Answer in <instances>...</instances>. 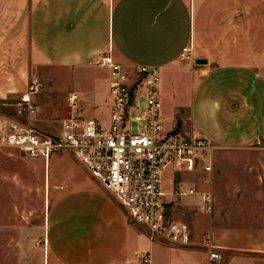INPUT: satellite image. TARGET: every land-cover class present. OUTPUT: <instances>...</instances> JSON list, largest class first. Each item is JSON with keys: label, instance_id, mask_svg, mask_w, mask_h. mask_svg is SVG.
<instances>
[{"label": "crops", "instance_id": "crops-1", "mask_svg": "<svg viewBox=\"0 0 264 264\" xmlns=\"http://www.w3.org/2000/svg\"><path fill=\"white\" fill-rule=\"evenodd\" d=\"M0 7L12 12L13 1L0 0ZM253 29L260 35L254 40L248 38ZM29 32L38 60L68 68L78 85H89L91 90L77 91L94 106L89 117L108 115V77L98 85L94 79L96 72L109 76L108 68L95 65L106 53L128 70L139 64L159 66L161 99L169 96L173 116L185 109L184 125L193 135L222 148L264 140V0H34ZM185 47L190 57L182 61ZM1 49L11 57L6 46ZM181 77L188 87L183 103H177ZM62 173L59 202L68 207L57 213V221H68L71 245L89 248L71 249L67 259L56 252L57 264H263L256 260L264 261V228L260 248L226 245L219 231L213 233L226 257L214 261L205 246L208 232L201 234L204 222L195 221L189 245L152 239L97 178L70 166ZM145 254L149 263L142 260Z\"/></svg>", "mask_w": 264, "mask_h": 264}, {"label": "rangeland", "instance_id": "rangeland-1", "mask_svg": "<svg viewBox=\"0 0 264 264\" xmlns=\"http://www.w3.org/2000/svg\"><path fill=\"white\" fill-rule=\"evenodd\" d=\"M12 1V12H1L3 7H0V48L6 46L11 51V57L9 51L0 53V117L13 116L15 110L11 104L26 92L31 81L37 80L39 90L33 98L41 108L38 124L44 130L57 132L55 119L68 114L70 93L91 89L86 83L78 85L75 72L70 69L42 62L33 55L29 21L34 0ZM253 21H257V15H253ZM259 36L255 29L248 31L250 39ZM105 77H108L105 73L96 72V85ZM185 78L179 79L181 94L177 103L186 95ZM162 99L165 104L163 132L174 127L189 131L184 125L185 109L178 108L173 116L174 105L169 96L163 94ZM82 104L81 111L90 115L94 106L86 100H82ZM93 115L101 121L107 119L104 112ZM212 161L210 184L204 182L202 170L175 173L173 165L165 170L164 187L168 191L172 189L173 181L180 188L187 182H194L198 191L213 194V210L209 214L199 208L196 194L173 195L174 217L185 222L193 236L195 221H200L204 222L202 235L208 232L213 236L219 231L226 245L260 248L261 229L264 228V140L244 147H216ZM66 166L91 177L84 165L69 153L54 154L47 168L42 158H30L10 147H0V264H57L54 260L56 252L60 251L61 257L67 259L71 249L85 252L89 248L85 243L71 245L73 239L69 237L68 221H57V213L68 207L65 202H59L64 191L62 169ZM169 198L165 196V199ZM137 225L147 232L143 225ZM228 233L233 236L229 238ZM212 240L214 242L213 237ZM217 248L221 250L219 246ZM240 256L248 257V254ZM244 261L240 259L241 263ZM256 261L264 264L260 259Z\"/></svg>", "mask_w": 264, "mask_h": 264}, {"label": "built area", "instance_id": "built-area-1", "mask_svg": "<svg viewBox=\"0 0 264 264\" xmlns=\"http://www.w3.org/2000/svg\"><path fill=\"white\" fill-rule=\"evenodd\" d=\"M190 57L185 47L181 60ZM97 65L109 69V111L104 121L84 115L82 98L70 93L69 112L55 119V131L39 126L41 108L33 96L39 90L37 80L28 84L25 93L11 105L13 116L0 117V147H10L30 158H42L48 168L51 157L69 153L109 190L134 223L143 225L152 239H163L173 245H189L192 231L172 215V199L165 196L200 195L199 208L213 210V194L198 191L194 182L184 187L174 184L164 188V172L173 165L174 172L198 170L204 182L211 183L213 153L217 147L207 138L176 127L163 132V102L159 66L139 64L128 70L102 54ZM205 246L210 259L222 260L209 233ZM144 263L150 256H142Z\"/></svg>", "mask_w": 264, "mask_h": 264}, {"label": "water", "instance_id": "water-1", "mask_svg": "<svg viewBox=\"0 0 264 264\" xmlns=\"http://www.w3.org/2000/svg\"><path fill=\"white\" fill-rule=\"evenodd\" d=\"M203 63V61H201Z\"/></svg>", "mask_w": 264, "mask_h": 264}]
</instances>
